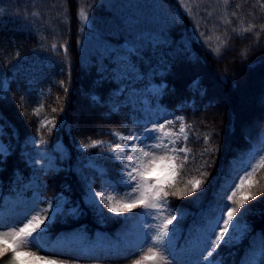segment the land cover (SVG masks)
Returning a JSON list of instances; mask_svg holds the SVG:
<instances>
[{
	"label": "trees",
	"instance_id": "trees-1",
	"mask_svg": "<svg viewBox=\"0 0 264 264\" xmlns=\"http://www.w3.org/2000/svg\"><path fill=\"white\" fill-rule=\"evenodd\" d=\"M187 6L192 7L193 18L186 14ZM79 10L89 14V23H80ZM249 24L252 31L244 32ZM262 26L264 0L227 4L225 0H0V83L6 84L0 89V124L5 132L0 140L9 147L6 162L0 163V212L17 204L30 218L50 199L59 201L65 211L48 225L41 240L44 246L72 236L89 241L97 231L115 236L126 221L116 219L104 206L108 218H102L81 201L84 178L82 172L77 178V170L83 155L97 152L96 148L83 152L82 145L113 141V130L125 135L129 129L142 131L144 125L162 122V116H184L192 125L187 143L191 154L177 187L200 178L201 172L209 173L200 192L168 198L184 219H178L175 242H192L194 227L221 203L218 190L229 176L230 160L244 157L264 140ZM200 32L211 37L213 47L216 37L226 41L219 58L204 47ZM65 43L67 53L59 47ZM130 46L137 49L131 59L124 54ZM193 81L200 82L199 93L191 87ZM165 85L159 95L150 94V86ZM93 95L106 103H93ZM112 104L118 111H109ZM248 105L253 107L246 109ZM33 109H39L38 116L31 115ZM53 118L54 128L40 127V121ZM168 127L178 131L180 125ZM205 134L211 136L209 145L204 144ZM41 139L47 143L41 145ZM58 142L65 156L54 150ZM206 147L214 151L205 154ZM49 160L52 167L46 171ZM97 162L109 175L115 174L114 163ZM182 162L183 154L176 163ZM84 173L92 176L93 183L101 181L92 169ZM253 180L264 185V167ZM65 196L67 204L61 199ZM73 206L79 207V215L68 214ZM132 212L136 215L141 209ZM241 212L238 218L247 223L250 235L264 240V194ZM249 237L233 248L221 245L212 259L258 264L260 257L248 256ZM9 256L0 258V264H6Z\"/></svg>",
	"mask_w": 264,
	"mask_h": 264
},
{
	"label": "snow or ice",
	"instance_id": "snow-or-ice-1",
	"mask_svg": "<svg viewBox=\"0 0 264 264\" xmlns=\"http://www.w3.org/2000/svg\"><path fill=\"white\" fill-rule=\"evenodd\" d=\"M227 2L228 0H225L226 4ZM186 14L189 18H193L194 13L191 6L186 7ZM78 19L81 24H87L89 23V14L79 10ZM227 22L225 21V23ZM252 28L253 25L249 24L243 31L249 32L252 31ZM261 30L264 31V26ZM197 31H199L198 26ZM200 36L205 37V34L200 32ZM216 39L218 44L215 47L210 44V36L204 38L203 45L214 58H219L226 41L220 37H216ZM59 47L67 53L66 43ZM51 48L55 51L57 45L53 43ZM136 51L134 46H130L124 54L131 59ZM114 58L122 64H127V61L120 56L114 55ZM224 79L226 82V78ZM61 86L63 87V82H61ZM4 87L6 84L0 83V89ZM162 87L166 88V85L155 88L150 86V94L159 95ZM191 87L197 93L201 91L199 81H193ZM64 91L67 92L68 89L64 88ZM24 99L21 97L22 101ZM91 100L101 106L106 103L99 95H93ZM52 111L56 112L57 110L53 108ZM60 111H63V108ZM109 111H118L117 105L112 104ZM31 115L38 116L39 109H33ZM176 123H179L180 127L178 131H172L168 126ZM49 124L53 128L56 126L54 118L51 121L47 119L40 121L41 128L47 127ZM191 128L192 125L186 123L184 116H174L172 119L165 118L163 122L153 121L151 127L144 125L142 131L129 129L126 135L113 130L110 135L114 139L107 142V150L102 151L95 160L89 157L91 162L88 167L101 178L102 183L99 190H94L91 183H88L84 202L98 212L102 218L108 217L101 205L106 207L108 213H112L114 216H121L140 208V213L133 217H125V219L139 217L141 229L144 224L148 225L147 230L142 231L147 252L140 259L135 260L133 264H175L174 259L169 258L166 253H169L170 243L175 239L176 225L174 222L183 214L180 213L178 217V208L173 209L168 198L172 196L183 199L193 193L200 192L209 175L207 172H201L200 178L187 180L183 188L177 187L178 178L183 176L182 169L187 164L191 154V149L187 147ZM4 134V125L0 124V136ZM181 139L184 141L183 145H180ZM203 139L204 144L209 145L211 136L205 134ZM31 143L35 145L36 142L33 139ZM46 143L45 140H40L41 145ZM105 144L106 142L103 140H92L90 143L83 144L82 147L85 150L103 148ZM204 151L206 154L214 151V149L206 147ZM8 154L9 147L0 140V163L6 162ZM181 154H183V162L177 164L176 161ZM256 156L259 157V164L253 162L255 159L253 157L242 167H232L228 179L225 181L224 190L219 194L221 203L217 206L215 214L209 217L198 229V235L192 242V247L199 253V258L188 261L186 264H222L219 259H212L217 253V249L221 245L231 246L237 243L242 231L238 214L242 216L244 213L241 212V209H244L249 201L264 194V185H259L253 180L259 169L264 167V154L257 152ZM100 159L110 161L117 166L114 175H109L108 170L99 168L97 161ZM205 166L210 165L205 162ZM51 167L52 164L49 160L45 170L47 171ZM257 187L259 191H254ZM117 197L120 198L117 199ZM61 199H63L64 204L68 203L66 198ZM232 204L235 206H230ZM64 211L65 209L59 201L50 199L46 207L35 209V214L26 218V222L22 223L21 226H13L10 231L0 230V258L10 254L6 264H67L66 261L50 259L47 255H37L36 252L29 250L35 247L37 251H44L41 240L48 232V225L55 219L56 215H62ZM67 211L71 216L80 214L78 206H73ZM246 211L247 209H245ZM150 221H159V223L153 224ZM2 224L3 221H0V226ZM244 230H246V226ZM262 238H264V233H262ZM79 240L82 244L87 245L85 237L81 236ZM260 253L258 264H264V245H262Z\"/></svg>",
	"mask_w": 264,
	"mask_h": 264
},
{
	"label": "rangeland",
	"instance_id": "rangeland-1",
	"mask_svg": "<svg viewBox=\"0 0 264 264\" xmlns=\"http://www.w3.org/2000/svg\"><path fill=\"white\" fill-rule=\"evenodd\" d=\"M253 78V77H252ZM251 78V79H252ZM246 87V84H244ZM155 88L157 86H151ZM241 96V95H240ZM249 107H253L248 105L246 109ZM248 115H251L248 113ZM168 117L162 116L163 120ZM51 121V120H49ZM51 126V124H49ZM246 126V125H244ZM103 148H96L97 152L92 154H85L82 156V166L77 170V178H79L82 172V177L84 178L83 184V192L81 194L82 203L86 204L84 201L86 199V194L88 191V183H91V186L94 190H99L101 187L102 180L98 183H93V178L86 177L84 173V169H90L88 167L91 162L89 157L95 160L102 151L107 150V142ZM55 151H58L65 156V148L61 142H58L54 148ZM83 152L85 149H81ZM260 152V154H264V140L261 141L256 147H253L248 151V153L244 157H237L230 160L229 165V173L233 166L242 167L244 166L249 159H252L254 163L259 164V157L256 156V153ZM99 168L101 169V164L97 162ZM102 170V169H101ZM97 177V175H96ZM228 179V178H227ZM226 181V180H225ZM225 181L223 182L222 187L218 190V195L221 191L224 190ZM230 194V192H229ZM220 196V195H219ZM66 198L68 201V197ZM103 206V205H101ZM107 209V208H106ZM21 207L19 205H14L12 208L8 209L6 212H0V221H3L2 226L0 228L12 229L13 226H21L22 223L26 222V217L24 214L20 213ZM112 216L114 214L110 213ZM215 211L211 214L204 216L201 223L194 227L193 233V241L198 235V229H200L206 220L213 216ZM135 216L133 212L125 213L121 216H114L116 219L121 221H126V226L119 230L118 233L110 237L106 235L104 232L97 231L94 237L87 241V245L82 244L77 236H72L68 239L61 240L57 244H53L51 246H44V251H37L35 247L30 248V251L36 252L37 255H47L50 259H54L57 261H66L67 264H133L135 260L140 259L147 252V245H144V239L142 235V231H146L148 228L147 224L143 225V228L140 227V218L137 217L135 219H125V217H133ZM179 217V216H178ZM130 220V221H129ZM179 220H184L183 217L179 218ZM150 223H159V221H150ZM176 225V232H179V223L178 220L174 222ZM241 224V233L238 238L237 243L231 246H224L225 248H233L235 246H239L241 243L245 241L247 236L249 237L250 249L248 252V256L254 260L260 257L261 247L264 245V240L259 238L258 236H251L250 229L247 223L240 221ZM246 226V230H244ZM176 235V234H175ZM192 241V242H193ZM192 242L177 244L175 240L170 243L169 253H166L169 258H173L175 264H186L188 261H193L199 258V253L194 250L192 247ZM143 245V246H142Z\"/></svg>",
	"mask_w": 264,
	"mask_h": 264
}]
</instances>
